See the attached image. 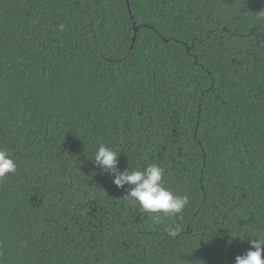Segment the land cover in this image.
I'll return each instance as SVG.
<instances>
[{"label":"trees","instance_id":"trees-1","mask_svg":"<svg viewBox=\"0 0 264 264\" xmlns=\"http://www.w3.org/2000/svg\"><path fill=\"white\" fill-rule=\"evenodd\" d=\"M100 145L188 204L142 211ZM0 149V264H234L264 238V0H0Z\"/></svg>","mask_w":264,"mask_h":264},{"label":"clouds","instance_id":"clouds-1","mask_svg":"<svg viewBox=\"0 0 264 264\" xmlns=\"http://www.w3.org/2000/svg\"><path fill=\"white\" fill-rule=\"evenodd\" d=\"M61 28L63 25L60 26ZM118 154L110 148L100 145L92 160L102 172L110 174L112 183L117 188L126 189L128 198L137 203L140 209L146 213L162 214L163 216H175L182 212L188 204V197L175 195L164 187V170L156 164H150L143 170L129 171L127 168H118ZM17 170L15 160L8 151L0 149V179ZM160 215H154V220H159ZM169 235H177L178 229L169 227L166 229ZM250 249L242 255L235 257L234 264H264V238L250 239Z\"/></svg>","mask_w":264,"mask_h":264}]
</instances>
